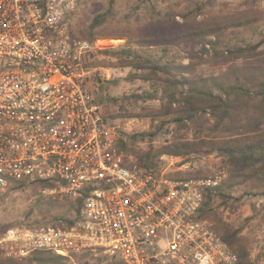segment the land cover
Instances as JSON below:
<instances>
[{
    "label": "built area",
    "instance_id": "built-area-1",
    "mask_svg": "<svg viewBox=\"0 0 264 264\" xmlns=\"http://www.w3.org/2000/svg\"><path fill=\"white\" fill-rule=\"evenodd\" d=\"M73 5L0 0V193L13 181H48L43 192L81 200L72 224L0 230V260L50 252L73 264H237L197 218L227 168L174 177L137 166L119 148V128L96 101L88 69L103 40L72 36ZM190 169L187 162L178 171ZM251 261L264 264V242Z\"/></svg>",
    "mask_w": 264,
    "mask_h": 264
},
{
    "label": "trees",
    "instance_id": "trees-1",
    "mask_svg": "<svg viewBox=\"0 0 264 264\" xmlns=\"http://www.w3.org/2000/svg\"><path fill=\"white\" fill-rule=\"evenodd\" d=\"M213 5L214 0H208L207 4L191 2L177 10L175 15L181 23L175 24L174 29L164 36L139 31L127 37L126 45H135L139 49L186 39L198 43L200 50L188 57L164 56L167 58L150 62L149 74L137 76L152 84L151 91L135 94V101L155 100L159 105L156 110L144 109L141 114L150 118L152 130L129 136V143L120 138L118 146L135 158L137 166L153 169H156L162 155L186 159L193 155H219L228 170V178L214 189L213 194L221 198L225 209L234 213L242 206L243 200L232 197V190L243 188L246 196L264 189V36L261 35L256 42H237V38L245 32L254 33L257 30L264 22V12L250 9L214 11L207 8ZM99 19H95L91 25L92 33L87 35L92 40L100 35L93 32L101 22H98ZM71 34L82 38L74 32ZM125 55L129 58L133 56L135 61L120 63V67L135 66L141 62V58L134 55L130 48ZM170 127L175 132L185 133V137L172 136L171 141L155 150L142 151L131 147L145 139L152 141L160 131L169 132ZM208 176L210 172H196L186 174L184 178ZM26 186H35L36 191L53 185L48 181L30 184L13 181L8 189L18 191ZM213 194L210 191L204 194L197 218L209 221L212 229L236 254L237 264H252V240L241 233L251 226L255 218L259 219L258 227L264 226V213L260 215L264 207L258 210L253 205L252 216L235 225L224 220L223 214L212 207ZM38 200L39 212L44 214L43 224H72L74 220L69 215L81 205V200H53L50 197ZM43 224L35 222L19 226ZM22 259L36 264L69 262L50 252H36ZM16 262L0 260V264Z\"/></svg>",
    "mask_w": 264,
    "mask_h": 264
},
{
    "label": "rangeland",
    "instance_id": "rangeland-1",
    "mask_svg": "<svg viewBox=\"0 0 264 264\" xmlns=\"http://www.w3.org/2000/svg\"><path fill=\"white\" fill-rule=\"evenodd\" d=\"M74 7L68 14L66 21L71 31L77 36L90 41L103 40L89 54L88 69L90 72V82L93 87L94 97L101 106L103 114L114 125L119 128L120 138L128 141L133 134L147 133L152 130L149 117L143 114V110H156L158 101L138 100L135 101V94L141 95L151 91V82L143 81L138 75L149 74L150 62L162 60L164 56L176 55L188 57L192 52L200 50V45L194 41L186 39L173 40L170 43H160L157 47L139 49L135 45H126L127 37L133 33L142 31L146 33H159L164 36L180 24L181 19L176 16L177 10L188 6L191 2L207 4L208 0H72ZM214 11L238 12L243 10H257L264 12V0H214L212 7H207ZM100 17L98 25L93 32L100 34L92 40L87 37L92 33L91 25L95 19ZM264 36V22L254 33L245 32L237 38V42H256ZM130 48L134 55L141 58L140 63L135 66L120 67L123 62H132L125 52ZM184 61H186L184 59ZM134 116V117H132ZM170 131L165 130L157 133V136L149 141L132 144L134 150L147 151L157 149L171 141L172 136L184 138L185 133L175 132L170 127ZM172 130V131H171ZM189 137V136H186ZM189 162L191 169L185 173H179L182 165ZM225 166L222 158L215 154L193 155L186 158L162 155L159 158L156 169L165 171L169 175L185 177L186 174L196 172H210V174L220 166ZM35 186L12 191L5 190L0 193V229L21 225H33L35 222H44V214L39 212L40 197H50L53 200L59 199L49 191L43 192L39 188L35 191ZM50 189V188H45ZM234 198L243 200L242 206L230 213L222 206V200L214 195L212 207L223 214L224 220L235 225L245 218L252 216V206L262 210L264 207V189L261 192H254L245 196V189L237 188L230 192ZM264 212H261L262 216ZM209 222V221H208ZM258 218H255L247 228L242 230V235L252 240L250 259L255 256L256 250L264 242V226L258 227ZM76 264H81L79 260ZM13 264H36L29 260H17ZM66 264H73L67 262ZM93 264V263H90Z\"/></svg>",
    "mask_w": 264,
    "mask_h": 264
}]
</instances>
